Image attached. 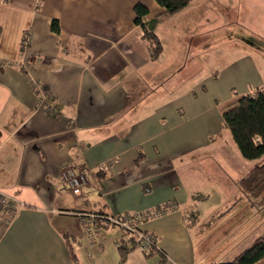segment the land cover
I'll return each mask as SVG.
<instances>
[{"label":"crops","instance_id":"obj_1","mask_svg":"<svg viewBox=\"0 0 264 264\" xmlns=\"http://www.w3.org/2000/svg\"><path fill=\"white\" fill-rule=\"evenodd\" d=\"M137 2L148 9L146 21L158 18L157 60L133 21ZM163 11L155 0H0V191L24 203L10 221L0 218V264H210L247 247L252 213L242 195L215 191L213 201L200 191H169L167 169L145 170L149 156L141 148L156 157L165 140L180 147L183 95L150 108L146 102L162 96L155 88L184 64L178 35L191 33L200 19L208 25L209 53L225 58V80L264 88V0H191L174 14ZM52 19L59 21L57 33ZM167 55L178 61L166 63ZM47 105L58 114H48ZM66 169L84 176L77 196L60 184ZM168 201L175 211L139 224L158 250L129 248L123 263L120 230L97 222L92 244L77 216L144 213ZM209 201L213 210H203Z\"/></svg>","mask_w":264,"mask_h":264},{"label":"rangeland","instance_id":"obj_2","mask_svg":"<svg viewBox=\"0 0 264 264\" xmlns=\"http://www.w3.org/2000/svg\"><path fill=\"white\" fill-rule=\"evenodd\" d=\"M198 23L199 26H195L191 33L182 29L183 35H178L181 36L179 48L183 49L184 53L181 59L180 56L177 58L180 62L184 57V64L169 76L164 85L155 88L156 93H161L162 96L152 97L146 102V106L150 108L158 102L171 103L176 95H183L179 113L183 123V135L181 137L179 134L177 139L183 143L179 142L177 145L180 147L173 148L171 139L163 141L166 144L159 149L160 155L156 157H152L150 149L144 145L141 150L148 153L149 161L143 165H146L145 170L152 164L166 168V174H163L166 177L163 179L167 181L169 191H200L209 194V200L213 201L217 196L215 191L242 195V207L252 213L246 228L248 238L247 241L243 239L245 241L242 243V246H248L257 236L264 233V202L262 194L252 195L246 192L241 187L240 180L260 161L245 159L240 155L223 123L222 113L235 105L242 95L251 93L257 85H232L225 80L222 68L225 58L223 55L214 58V54L209 53L207 22L200 19ZM185 51L188 52L187 56ZM178 59H169L168 55L165 58L166 63H173ZM165 69L164 67L161 70ZM169 118L171 120V117ZM154 133L159 134L157 131ZM127 134V131H123L122 139H125ZM212 206L214 202L209 201L204 203L202 208L206 210L210 207L211 210ZM113 229L119 230L118 227Z\"/></svg>","mask_w":264,"mask_h":264},{"label":"trees","instance_id":"obj_3","mask_svg":"<svg viewBox=\"0 0 264 264\" xmlns=\"http://www.w3.org/2000/svg\"><path fill=\"white\" fill-rule=\"evenodd\" d=\"M164 8L160 15L174 14L184 8L191 0H155ZM134 23L140 26L142 36L147 42L150 58L157 60L162 52L163 46L155 32V25L158 18L146 21L147 7L137 2L133 6ZM50 28L59 32L60 24L57 19H52ZM2 27L0 26V35ZM224 125L230 132L231 139L235 143L240 155L249 160H259L240 180L241 187L252 195L262 194L264 202V88H257L254 92L241 96L237 103L222 113ZM227 211V210H226ZM226 211L211 215L206 221L200 224L203 230L215 222ZM99 215H107L104 211H94ZM105 219H99L98 223ZM66 246L72 260L75 253L69 237L66 235ZM133 245V238L121 236L118 243L120 263H123ZM158 250L155 246L150 248ZM160 251V250H159ZM151 253V252H150ZM148 255V254H147ZM264 258V233L257 236L254 241L241 250L232 260L210 264H255Z\"/></svg>","mask_w":264,"mask_h":264},{"label":"built area","instance_id":"obj_4","mask_svg":"<svg viewBox=\"0 0 264 264\" xmlns=\"http://www.w3.org/2000/svg\"><path fill=\"white\" fill-rule=\"evenodd\" d=\"M30 35L24 37L21 46L23 49L29 45ZM41 101L45 102V96L42 94ZM48 114L57 115V108L53 105H47L45 107ZM84 182V176L82 174L76 175L70 170H63L60 177V184H68L72 193L77 196L80 194L79 187ZM24 207V203L18 199L11 197L10 195L0 191V218L5 221H10L16 212ZM177 208L176 203L168 201L162 205L148 210L144 213L125 214L121 216H113L110 214L99 215L94 211L79 212L77 216L80 222L84 225L85 231L89 234L90 242L95 243L96 238V223L99 219H105L110 224L118 227L122 235L133 238V245L129 248L138 249L140 251H147L150 248L156 246L155 240L152 234L144 232L139 228V224L145 218L151 219L165 215L169 212L175 211Z\"/></svg>","mask_w":264,"mask_h":264}]
</instances>
